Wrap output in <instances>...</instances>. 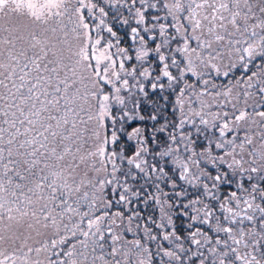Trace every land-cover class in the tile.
<instances>
[{"label": "snow or ice", "instance_id": "obj_1", "mask_svg": "<svg viewBox=\"0 0 264 264\" xmlns=\"http://www.w3.org/2000/svg\"><path fill=\"white\" fill-rule=\"evenodd\" d=\"M0 264H264V0H0Z\"/></svg>", "mask_w": 264, "mask_h": 264}]
</instances>
